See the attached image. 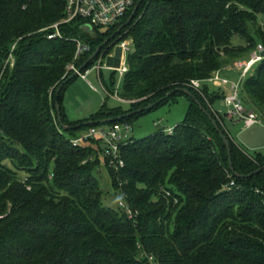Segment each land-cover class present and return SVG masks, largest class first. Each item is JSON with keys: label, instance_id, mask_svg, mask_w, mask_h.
<instances>
[{"label": "trees", "instance_id": "1", "mask_svg": "<svg viewBox=\"0 0 264 264\" xmlns=\"http://www.w3.org/2000/svg\"><path fill=\"white\" fill-rule=\"evenodd\" d=\"M64 2L0 0V264H151L150 257L153 264H264V170L244 179L233 176L219 134L179 91L191 92L230 138L212 109L223 94L210 95L205 85L214 72L264 46V0H143L131 23L102 50L108 52L121 37L133 41L115 92L130 102L122 103L128 108L104 107L90 119L70 122L61 96L76 77L62 88L65 126L109 119L104 126L131 125L147 112L116 119L173 91L156 107L176 96L189 102L170 134L159 127L145 139L131 136L122 144V168H110L104 158L110 185L134 213L131 219L124 209L102 202L95 177L101 141L74 147L78 130H62L54 107L56 89L71 76L66 67L75 54L73 38L91 47L81 67L131 11L95 38L72 23L60 27L62 39L48 40L49 31L42 30L63 18ZM12 46L16 60L9 68ZM191 81L200 82L199 90ZM240 99L246 109H256L264 126V59L246 75ZM228 141L236 174L264 167L263 155L249 157L242 144Z\"/></svg>", "mask_w": 264, "mask_h": 264}, {"label": "built area", "instance_id": "2", "mask_svg": "<svg viewBox=\"0 0 264 264\" xmlns=\"http://www.w3.org/2000/svg\"><path fill=\"white\" fill-rule=\"evenodd\" d=\"M138 1L139 0H65L63 18L59 22L43 29L42 31H49V34L47 35L48 40L62 39L60 27L71 25L72 23H77L79 30L81 31L83 26H88L90 31L95 34L101 29L107 31L117 27L127 14L133 10ZM261 29L264 32L263 23H261ZM73 42L75 43V54L73 61L66 67V75L71 74V76L86 80V77L90 74V72L95 70L101 77V71L104 68L102 59L105 57L106 51L100 52L98 59L93 65L80 71L78 63L82 57L91 52V47L90 44L79 38H73ZM120 42L123 53L121 66L116 68H107L106 70L117 73L120 78H123L124 74L127 73L128 70V67L126 66V54L130 53V49L133 50V41L128 38L121 40ZM13 49L14 46H12L8 54L5 66H8L7 64L14 56ZM263 59L264 46L259 44L247 59L236 60L232 67H230V69L235 70L237 74L240 75L238 83L229 84L219 71L214 72L207 81L212 82L218 87L229 86L228 95H225L222 92V100L228 109L227 117L241 123L243 127L242 130L253 125L263 126L258 115L253 111L246 109L240 99L241 82L245 79L246 75L253 71L254 65L260 63ZM3 72L0 73V90ZM190 86L195 90H199L200 82L191 81ZM104 92H106L105 87ZM115 97L121 103H130L128 101L120 100L117 95H115ZM131 129L132 127L129 123L114 124L112 126L90 127L88 129L87 137L76 138L72 140L71 143L74 147H78L82 141H86L87 139L100 140L101 144L106 147L104 154L108 160V164L114 170H118L124 166L120 156V146L131 138ZM232 185L233 182H231L228 187ZM167 195H169V193H167ZM118 207L124 209L129 219L133 218L134 213L128 209L122 201L118 202ZM149 262L153 264L151 257L149 258Z\"/></svg>", "mask_w": 264, "mask_h": 264}, {"label": "rangeland", "instance_id": "3", "mask_svg": "<svg viewBox=\"0 0 264 264\" xmlns=\"http://www.w3.org/2000/svg\"><path fill=\"white\" fill-rule=\"evenodd\" d=\"M261 23L264 24V20H259V24ZM105 31L106 30L101 29L99 30V33ZM120 39L125 40L128 39V37H121ZM238 42H240L238 39L234 40L235 44H237ZM120 44V41L114 43L110 46L108 52L105 53V57L102 59L104 68L101 71V77L97 74L95 70H92L90 74L86 77V80H82L79 77H76L63 90L61 96V106L63 114L69 121L77 122L90 119L91 116L101 112L104 107H106V109L108 110L128 108L115 97L116 89H120L123 84V78H120L118 74L115 73L113 76L114 85L112 88V72L106 70L107 68H116L121 66V58L123 57V53ZM130 53H132V49H130ZM129 55V53L126 54V66ZM15 60L16 58L15 56H13L12 60H10L7 64L9 68L13 67ZM232 65L233 64L226 65L221 68L220 71H226L223 77L229 82V84L238 83L240 80V75L237 74L235 70L230 69ZM258 66L259 63L254 65L253 71L250 72V75H252L256 71ZM242 84L243 81L240 85V93L242 91ZM205 86L208 90V94L210 95L218 93L220 94L221 92H223L225 95L229 94V86L218 87L212 82H206ZM104 87L110 92L115 89V91H113L114 95H110V93L104 92ZM188 106L189 102L185 97L176 96L173 98V100L169 101L168 103L156 107L148 111L147 113L132 119L131 136L135 139H145L150 135L156 133V131L159 130V128H157L158 126H160V128L163 129L166 133H170L176 127V125L183 120ZM212 109L216 111L219 117L222 119L224 127L228 132L229 137L237 145H241V143L237 139V136L242 131V124L236 122L234 119H229L227 117L228 109L226 108L223 100H216L213 103ZM249 110L258 114L256 109ZM76 134L77 138H85L88 135V129L78 130ZM225 136L228 140H230L227 134ZM100 147L102 153L100 154L99 166L95 171V177L103 192L102 202L107 207L116 208L118 207V202L122 201L124 205L129 209V207L125 204L124 199L119 194H117L110 185V177L104 160V152L106 151V147L103 146V144H101ZM244 152L247 156L252 158H255L257 154H261L264 156V148L257 150H250L245 148ZM108 166L111 168L109 164ZM229 188L230 187L226 186V189ZM162 191H164V193L167 195V190ZM176 202L177 199H174V204H176Z\"/></svg>", "mask_w": 264, "mask_h": 264}, {"label": "water", "instance_id": "4", "mask_svg": "<svg viewBox=\"0 0 264 264\" xmlns=\"http://www.w3.org/2000/svg\"><path fill=\"white\" fill-rule=\"evenodd\" d=\"M143 0H139L137 2V4L135 5V7L133 8V10L131 11V14L129 16V18L127 19V21L125 22L124 25L120 26L119 28H117V30L106 40H104V42L102 44H100L95 51L91 54V56L89 57V59L80 67V71L84 70L96 57H98V55L100 54V52L110 43V41H112L116 36H118L121 31L123 30L124 27H126L127 25H129L131 23V21L133 20L136 12L138 11L140 5L142 4ZM82 32L83 33H88V35H90L91 38H95V33L90 31V28L88 26H83L82 27ZM74 76H70L68 77V79L66 81H64L63 83H61L59 85V87L56 89L55 92V96H54V107H55V111H56V115H57V120L59 123V126L62 130L64 131H76L79 130L81 128H86V127H91V126H98V125H105L107 123H112L113 120L109 119V120H103V121H87L75 126H65L62 123V119H61V112H60V105H59V94L62 90V88L64 87V85L69 82L70 80L73 79ZM182 93H184L187 97H189L191 100H193L198 106L199 108L206 114V116L208 117V119L210 120L211 124L213 125V127L215 128L216 132L219 134L220 139L222 140L226 151H227V155H228V167L230 169V172L233 174V176H235L236 178H240V179H244V178H249L251 176L254 175H258L260 174L263 170L264 167L261 169H258L257 171L253 172L250 175H246V176H241L238 175L234 172L233 168H232V163H231V157H230V147H229V141L227 139V137L224 135V133L219 129L217 122L212 118L211 115H209V113L203 108V106L195 99V97L191 94V92H189L186 89L183 90H179ZM177 91H173L167 94L166 98L172 96L173 94H175ZM165 98V99H166ZM165 99L159 100L158 102H155L153 104H149L148 106L138 109L136 111L127 113L119 118L116 119V122H120L126 118H129L133 115L136 114H140L142 112H148L152 109H154L156 106L159 105V103H161L162 101H164ZM160 126H158L157 128H159ZM237 139L239 140V142L247 149L250 150H257V149H262L264 148V126H257V125H253L249 128H246L244 130H242L238 136Z\"/></svg>", "mask_w": 264, "mask_h": 264}, {"label": "crops", "instance_id": "5", "mask_svg": "<svg viewBox=\"0 0 264 264\" xmlns=\"http://www.w3.org/2000/svg\"><path fill=\"white\" fill-rule=\"evenodd\" d=\"M70 122H73V121H70ZM106 125V124H105ZM101 126H104V125H101Z\"/></svg>", "mask_w": 264, "mask_h": 264}]
</instances>
